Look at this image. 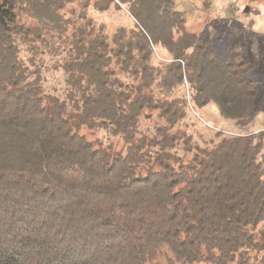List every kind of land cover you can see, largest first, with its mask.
Instances as JSON below:
<instances>
[{"label": "trees", "instance_id": "1", "mask_svg": "<svg viewBox=\"0 0 264 264\" xmlns=\"http://www.w3.org/2000/svg\"><path fill=\"white\" fill-rule=\"evenodd\" d=\"M77 1L0 0V264H264V130L220 134L185 161L172 150L191 141L175 129L190 101L154 89L187 86L195 107L245 126L259 94L248 46L218 53L177 0H96L135 20L129 38L110 40L89 0L66 16ZM52 43L64 50L66 98L22 58ZM157 48L170 56L160 66ZM144 110L165 121L154 135L139 130Z\"/></svg>", "mask_w": 264, "mask_h": 264}, {"label": "rangeland", "instance_id": "2", "mask_svg": "<svg viewBox=\"0 0 264 264\" xmlns=\"http://www.w3.org/2000/svg\"><path fill=\"white\" fill-rule=\"evenodd\" d=\"M81 1L84 0L71 4L72 10H68L69 13L66 16H70L71 13L79 14L83 8ZM95 1L89 0L86 13L93 19L96 27H103L104 33L110 40L120 30H124L126 38H129L136 23L128 11L125 8L117 9L113 6L106 11H98L93 6ZM177 2L179 9L186 11L187 28L195 32L208 28L209 37L218 53L224 54L235 42L248 46V53L256 62V70L251 76L257 79L259 88L255 112L247 125L239 126L235 120L221 116L214 104H208L203 109L195 107L188 95L187 86H179L171 90L154 87L158 97L177 98L186 95L187 101H190L186 116L178 122L175 129L186 134V138L191 136V141L184 144L181 140L172 150L187 161L196 145L212 146L219 141L220 134H248L264 130V2L262 0L257 2L255 0H215L207 9L203 7V0H177ZM251 7L259 9V12L250 11ZM46 45L41 46L43 54H37L34 59L31 52L24 47L21 53L22 58L30 64L32 70L40 72L41 84L45 92L66 98L68 95L66 73L58 66L64 56V50L57 48V43H52L49 47ZM169 57L166 51L157 48L152 62L160 66V62L168 61ZM121 78L129 83L132 81L129 73H122ZM162 124H165V121L160 118L157 110H144L139 118V130L143 134H156L157 126ZM82 133L90 139L99 138L106 144L112 143L119 149L126 147L122 138L109 129L84 127ZM261 140L264 142V136Z\"/></svg>", "mask_w": 264, "mask_h": 264}]
</instances>
